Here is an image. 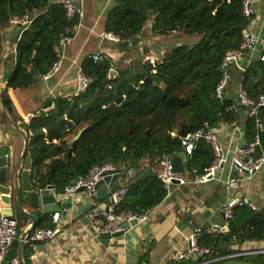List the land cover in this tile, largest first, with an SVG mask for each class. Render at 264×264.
<instances>
[{"label":"trees","instance_id":"obj_1","mask_svg":"<svg viewBox=\"0 0 264 264\" xmlns=\"http://www.w3.org/2000/svg\"><path fill=\"white\" fill-rule=\"evenodd\" d=\"M243 1L115 0L106 12L104 30L121 41L142 33L147 22L153 35H196L197 41L191 45L180 41L153 62L149 57L132 60L114 76L109 73L110 56L96 61L92 55L86 57L81 71L89 79L87 88L70 97H57L52 108L33 116L28 123L21 122L29 134L27 152L32 159L35 186L45 188L49 181L55 192L62 194L94 165L107 162L115 168H136L143 158L158 159L162 153L173 156L176 171L190 176L203 174L216 158L214 148L199 140L191 155L183 158L180 135L205 123L217 129L239 119L238 113L226 110L235 93L220 101L214 89L222 75L225 55L238 48L241 29L251 20L242 14ZM23 16L31 22L21 25L14 66L6 81L7 88L12 89L30 87L47 74L62 40L72 38L79 24L77 16L68 17L65 9L51 0H0V32L13 17ZM143 50L147 52V48ZM239 84L252 98L264 93V62L256 55L240 72ZM1 97L9 115L23 120L15 114L6 91ZM260 117L264 121V107ZM243 134L245 142L254 136L250 117ZM125 185L128 192L119 212H148L168 192L155 174H136ZM50 218L46 215L37 226H51ZM223 236L205 233L199 243L212 246L214 254H227L239 251L245 242L264 240V208L236 207L229 221L228 239L224 241ZM227 242L235 243L237 249L222 247ZM28 257L26 248L25 264H29ZM139 261L146 263L147 256L140 255ZM225 262L264 264V253L237 255L211 264Z\"/></svg>","mask_w":264,"mask_h":264},{"label":"crops","instance_id":"obj_2","mask_svg":"<svg viewBox=\"0 0 264 264\" xmlns=\"http://www.w3.org/2000/svg\"><path fill=\"white\" fill-rule=\"evenodd\" d=\"M81 3L84 15L79 20L75 34L72 38L67 39L59 49L62 54L60 68L52 74L40 77L30 87L12 89L6 86L7 77L14 66L16 43L22 26L11 22L1 32L0 96L3 91H6L12 100L15 114L23 119L14 121L28 136V142L29 134L20 126L21 122L28 123L33 116L52 108L57 97L75 95L77 72L81 69L82 61L86 57L93 54H99L101 57L110 56L112 67L109 73L114 76L118 70L127 67L132 60L142 58L144 61L151 56L150 51L143 53L142 45L149 44L150 46L152 41L159 40L160 36L164 37L153 35L150 30L151 23L147 22L143 32L133 39L120 40L115 43L104 40L100 37V33L104 31L106 12L115 3V0H82ZM256 16H258V21H256V25H258L264 16V0L258 2ZM252 57L247 55L245 62ZM239 75L238 71L232 75L228 88L230 94L234 95L239 85ZM51 98H53L51 105L43 108L44 103ZM238 115V124L244 131L248 114L245 109L241 108ZM217 131L221 151L224 154L228 151L230 142L233 141L230 136L232 129L228 127L227 123H224L217 128ZM24 144L22 134L9 123L0 105V146L8 149L12 160L10 174L15 178L18 174L15 179L18 183L21 179L20 172L24 170V163L22 162L18 167L15 166L20 162ZM26 153L30 160L28 179L32 185H35L31 178L32 159L28 152ZM123 167L125 168V166ZM127 170L129 171L127 172ZM160 171L161 166L158 159L146 157L139 162L138 167L123 170L115 178L113 184L117 182L123 184L134 178L136 174L159 175ZM227 175L228 168L226 166H224L219 179L212 178L205 183L194 182L190 175H187V183L171 186V191L167 192L163 200L149 211L146 221L129 227L121 235L111 237L107 244L101 242L100 236H95L92 221L88 216L91 209L97 204H102L107 198L104 192L97 194L98 189L106 188L103 184L98 186L93 198L78 193L73 196L74 200H72L69 195L64 194L65 192L57 194L54 189L50 190L47 193H54L56 200L59 201L58 204L63 209V212H58L59 232L50 240L36 242L28 247L25 245L23 249L20 246L19 250L23 253L24 258L26 248L29 249V264H178L179 262L173 260L174 247H185L184 237L190 234L196 226L210 225V217L222 210V203L227 195L244 196L247 194L259 208H264V166L251 181L242 182L232 190H227L223 181ZM0 205L7 206L2 201H0ZM23 207L25 212L40 216L38 223L46 215L51 216L55 212L42 213L41 209L29 207L27 202H24ZM11 216L17 221V231L21 236L30 227L31 220L19 211L15 202L12 206ZM263 245L264 240L248 241L243 243L240 249ZM222 247L230 248L227 243H224ZM142 254L147 256L146 263L139 261ZM188 261L190 260L181 262Z\"/></svg>","mask_w":264,"mask_h":264},{"label":"built area","instance_id":"obj_3","mask_svg":"<svg viewBox=\"0 0 264 264\" xmlns=\"http://www.w3.org/2000/svg\"><path fill=\"white\" fill-rule=\"evenodd\" d=\"M54 4L61 5L68 17L77 16L79 20L84 15L82 7V0H51ZM260 0H244L242 3V14L251 18L250 23L241 29V43L238 48L229 51L221 65V78L215 86L214 95L220 101L230 95L228 88L232 80V75L235 71L243 72L246 64L251 60L245 62L247 55H256L264 62V16L260 24L256 25L258 16H256V6ZM12 23H17L22 26L30 24L31 18L28 16L13 17ZM100 37L110 42H119L120 38L109 31H102ZM57 51V59L53 62L50 71L45 74L49 75L56 72L61 65L62 54ZM92 58L96 61L101 59L99 54H93ZM148 59V58H146ZM145 59V60H146ZM151 62L154 58L149 57ZM89 79L81 71L77 72L76 76V94L85 90L88 86ZM233 101L228 105L226 110L233 113L243 108L246 110L248 117L253 119L254 136L249 142H243V131L240 128L238 121L227 123L228 127L232 129L230 134L231 141L228 151L224 154L221 151V146L218 139V131L216 128L209 127L206 123L195 130H190L180 135V143L183 148L182 152L187 157L191 155L196 142L205 140L214 148L216 158L214 162L206 168L201 175L190 176L194 182L205 183L212 178H220L224 166L228 168V175L223 180L227 190L236 189L242 182L251 181L254 176L261 171L264 166V147L262 146V136L264 134V121L260 117V110L264 107V93H260L256 98L249 96L244 87L239 84L235 95L232 97ZM243 138V139H242ZM219 144V146H218ZM158 162L161 166L160 174L158 175L161 182L165 185L168 192L171 191L173 185H183L187 183L188 173H181L174 169L173 156L168 153H162L158 157ZM125 168H115L112 164L103 162L91 167L89 172L84 176L77 177L65 189V195H69L72 200L73 196L82 193L88 198H93L96 194L97 188L103 184L107 189L113 185L115 178L123 172ZM129 170H127L128 172ZM128 192V187L123 184L110 193L107 197L109 203L102 207L103 204H97L89 211V219L92 221V229L95 236H100L101 233H124L129 227L143 223L146 221L148 212H131V211H117L119 205L124 200ZM236 207H248L252 210L260 209L250 197L245 194L227 195L222 203V210L224 211V224L229 226V221L232 219L233 211ZM51 226L38 227L36 226L28 235L24 237V243L33 245L36 242H43L53 238L60 230L59 227V213L54 212L51 215ZM135 221V223H131ZM208 233L216 235L221 233V227L216 224L207 226H196L192 232L184 237L185 247H174V262H181L190 260V264H211L221 261L226 258L237 255L264 253V246L251 247L247 250L242 249L236 252L227 254H214L212 246L201 245L199 243L203 234ZM20 235L17 231V221L11 215L0 216V264H20L17 258L11 261H5V255L13 241L19 240Z\"/></svg>","mask_w":264,"mask_h":264},{"label":"water","instance_id":"obj_4","mask_svg":"<svg viewBox=\"0 0 264 264\" xmlns=\"http://www.w3.org/2000/svg\"><path fill=\"white\" fill-rule=\"evenodd\" d=\"M65 41L62 40L60 46L58 49H61L62 44ZM2 53V36L0 32V58ZM53 101V98L47 100L43 108L49 107L51 105V102ZM0 105L2 108V112L5 115L6 119L9 121V123L16 129L18 132H20L24 138L25 144L24 149L20 158V162L17 163L15 167H18L19 164L22 162L24 163L23 167L24 170L20 172V183L16 182L15 179L18 177V174L15 177H12L10 174L11 171V165L12 160L8 153L7 147L0 146V201L7 204V206L0 205V216L1 215H12V206L15 202L19 211L29 218L31 220L30 227L24 232V234L21 235L19 240H15L10 245L6 255H5V261H11L15 258H18L20 264H25L23 253L20 252L19 247L21 246V249L25 247L24 243V237L28 235L38 224L39 215L28 213L24 211V202H27L29 207L33 209H41L42 213H51V212H63V209L58 204V200H56V197L54 193H47L50 190H53V186L49 184V181L47 182V186L45 188H38L35 185H32L31 182L28 179L29 176V169H30V160L29 157L26 156L27 152V145H28V136L22 131V129L17 125V123L14 121V119L9 115L3 101L2 97L0 96ZM84 128L80 129L76 135L73 138V141H75L81 134L82 130ZM177 130H175L174 133H176ZM71 142V144L73 143ZM219 146V144H218ZM183 158H186L185 154L181 152L180 154ZM119 186L118 182L113 184L110 189L101 188L98 189L97 194L99 195L100 192L106 193L107 197L110 195L111 192H113L117 187ZM109 203V199L106 198L103 204L101 205L104 207ZM209 222L211 224H216L221 227V233L224 235L223 240L228 239V232H229V226H226L224 224V211L221 210L218 214L213 215L210 217ZM131 223H135V221H132ZM122 232H116V233H101L100 238L101 242L104 244H107V241L111 237H115L118 235H121ZM228 263H243V264H250V263H244V262H225L222 264H228Z\"/></svg>","mask_w":264,"mask_h":264},{"label":"rangeland","instance_id":"obj_5","mask_svg":"<svg viewBox=\"0 0 264 264\" xmlns=\"http://www.w3.org/2000/svg\"><path fill=\"white\" fill-rule=\"evenodd\" d=\"M196 38H198V36H196V35H192L191 37H189V36L181 34V33H178V34L175 33V35L173 34V36H168V37L167 36L166 37L160 36L159 40L157 39V40L152 41L150 46H149V44H144L142 46L145 49L147 48V50H148L147 52L150 51L149 54L151 56H149V57L154 58L156 60L159 56L162 55L163 49H166L165 51H169V49L174 44H176V43L178 44V42H180V41L184 42L185 44L191 45V44H193V42ZM195 41H197V40H195ZM142 46H141V48H143ZM227 244H229V246L232 250L237 249V245L235 243L227 242ZM244 249L247 250L248 247H246ZM239 250H241L240 247H239Z\"/></svg>","mask_w":264,"mask_h":264},{"label":"bare ground","instance_id":"obj_6","mask_svg":"<svg viewBox=\"0 0 264 264\" xmlns=\"http://www.w3.org/2000/svg\"><path fill=\"white\" fill-rule=\"evenodd\" d=\"M228 264H243V263H228Z\"/></svg>","mask_w":264,"mask_h":264}]
</instances>
